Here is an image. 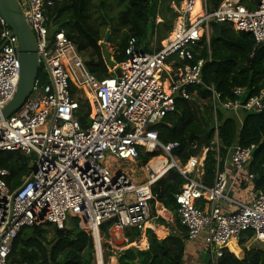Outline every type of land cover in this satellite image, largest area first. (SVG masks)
<instances>
[{
  "label": "built area",
  "instance_id": "obj_1",
  "mask_svg": "<svg viewBox=\"0 0 264 264\" xmlns=\"http://www.w3.org/2000/svg\"><path fill=\"white\" fill-rule=\"evenodd\" d=\"M17 1L36 37L46 80L38 77L24 105L0 119V153L18 151L31 158V172L15 191L7 183L10 172L0 167V264H17L9 257L23 229L47 224L63 229L70 215L92 236L96 251L98 244L102 249L101 229L107 222H114L110 229L119 235L126 229L143 230L153 215V187L173 169L185 181L174 197L179 224L189 240L204 236L212 264L231 239L239 242L247 232L264 243V192L253 191L249 202L232 197L234 181L230 183V175L219 167L213 186L204 185L196 176L201 169L198 154L182 163L174 154L180 145L162 143L155 129L176 112L178 98L191 101L197 94L191 90L203 86V69L211 62V51L208 59H196L199 52L195 49L203 38L210 41L211 26L228 25L250 35L254 50L264 45V0L254 10L241 0H222L216 8L212 3L210 7L209 0H200V14L194 20V0H183L174 6L177 21L159 49L143 52L131 38L126 61L109 68L112 76L102 80L88 71L85 55L64 31L50 32L48 11L66 0ZM0 27L4 44L0 51L1 111L16 92L21 63L18 40L1 17ZM72 88H76L75 96ZM207 90L214 113L221 109L242 122V114L264 110V90L244 100L245 89L237 88L233 92L236 99L226 101L214 86ZM86 91L91 112L90 124L83 128L79 99ZM254 150L255 145L229 150V164L236 176L248 167ZM215 151L219 161V148ZM146 155L152 156L147 162ZM110 157L134 164L143 160L146 181L138 183L106 165ZM160 162L163 165L156 171Z\"/></svg>",
  "mask_w": 264,
  "mask_h": 264
},
{
  "label": "trees",
  "instance_id": "obj_2",
  "mask_svg": "<svg viewBox=\"0 0 264 264\" xmlns=\"http://www.w3.org/2000/svg\"><path fill=\"white\" fill-rule=\"evenodd\" d=\"M96 0H66L57 2L55 7L48 11L50 20V31H64L76 44L79 52L90 57L87 63L88 71L100 80L109 78L112 73L109 68L115 64L126 61V49L131 38L137 41V47L143 52H154L150 49L154 37H158V48L173 29V21L168 22L163 15V23L156 24L158 8L161 0H122L123 10L118 14V22L121 30L126 32L118 37H110L107 43H111L115 51L111 55L105 51L103 44L105 36L100 25L110 24L109 19L104 18L102 23L93 19L92 9ZM100 1V8H105V0ZM182 0H168L180 3ZM216 8L222 0H209ZM242 4L249 10L256 9L259 0H241ZM169 9V7H168ZM176 18L177 14L173 13ZM111 25V24H110ZM213 33L208 42L206 38L198 44L195 50L199 55L196 59H208L209 49L211 51V62H207L203 69V86H197L191 92L193 100L186 101L178 98L176 101V112L159 123L155 129L159 131L160 141L164 144L178 143L180 146L175 151L182 163L186 164L191 156L199 153L203 147L209 148L207 159L204 163V175L202 183L208 187L214 184L218 167L223 170V159L227 157L229 149L239 143L243 148L255 145L253 159L248 166L250 175H257L264 171V110L260 113L247 112L244 116L243 125H240L231 114L218 111V121L221 123L219 137L221 149L219 162L217 152L212 145L214 131L208 129L210 126V115L212 110L202 104V100L210 99L208 87L214 86L221 94L223 100H235L233 92L237 88L245 89L243 99L256 96L264 90V48H255L253 38L241 32L234 31L228 25H213ZM1 29V27H0ZM1 46V42H0ZM194 62H192L193 64ZM39 78L46 80L43 70ZM76 88H72L75 96ZM80 93V92H78ZM79 117L83 128L90 124L91 108L88 101L79 99ZM209 108L211 112L209 111ZM208 117V118H207ZM205 140V143H204ZM195 146L197 148H195ZM151 155L144 156L147 162ZM0 167L10 172L7 183L12 191H15L23 180L31 172V158L24 156L21 152L0 153ZM256 181V180H255ZM185 183L182 176L175 170H171L167 177L158 181L153 187L155 200L164 205L178 220V205L175 195H178ZM254 188L264 192V175L256 181ZM154 203H152L153 216ZM72 228L60 229L47 224L39 227L23 229L13 244L9 257L11 263L28 264H96V249L94 240L88 232L78 226V220H74ZM114 222H107L102 226V233H108ZM159 225L168 226L164 219H158ZM180 228H183L179 224ZM49 230H52V240L48 241ZM125 236L130 241L141 237L139 229H126ZM149 249L138 251L130 248L118 256V264H181L184 252V242L170 235L164 240H159L156 234L147 231ZM253 237L247 232L240 238V245L244 246ZM228 249L223 250V255L218 258L216 264H264V249L246 250L243 259H238L242 250L235 241L228 244ZM99 244L97 245L98 254ZM235 254V255H234ZM107 257L110 254L107 253ZM107 260L105 259V263ZM104 260L100 264H105Z\"/></svg>",
  "mask_w": 264,
  "mask_h": 264
},
{
  "label": "crops",
  "instance_id": "obj_3",
  "mask_svg": "<svg viewBox=\"0 0 264 264\" xmlns=\"http://www.w3.org/2000/svg\"><path fill=\"white\" fill-rule=\"evenodd\" d=\"M182 1L179 4L176 2H173L172 8H173L175 14H176V11L174 9V6L175 7L180 6ZM209 4H210V7L213 8L212 4L211 3H209ZM212 33H213V28L211 26V35H212ZM210 102L211 101L209 99L207 102L208 103L207 107H211ZM218 111L219 110H217L216 113H214L212 111V114L214 115V123L211 125V129L214 131V134H215L214 127L218 124L217 126H219V128H220V125H221V123H219V121H218ZM221 111H223V110H221ZM224 112H226V111H224ZM228 114H230V113H228ZM244 116H245V114H242L240 118L244 119ZM230 117L234 118L240 125H243L244 120H242V122H241L234 115H230ZM214 137H215V135H213L211 143L213 142ZM215 138L217 139V143H216L217 146L215 145L214 150H216V148L217 149L219 148V151H220L221 140H220L219 134H218V137H215ZM204 143H205V140H204ZM237 145H239V143H237L234 146H237ZM206 148L207 147H203V149H206ZM207 155H208V153H205V152L198 153V158H199V161L201 163L200 167L202 170L201 175L199 177L200 180H202V177L204 175V163L207 159ZM229 157L230 156H229V151H228L227 157L225 159H223V169H225L227 171V173L230 175V181H231L230 183H232L234 181L232 183L230 195L232 197L238 199V200L243 201V202H249L251 200V194L253 193V191H257L254 188L256 181H257L256 176H254L253 174L252 175L248 174V172H247L248 167L241 170L238 173V175L236 176L235 170L233 169L231 164H229ZM220 161H221V159L219 158V162ZM251 177H253V179H251ZM155 202H156L155 205H158L157 208L156 207L154 208L155 216L152 215V219L148 222V224L146 225V228L141 230V237L139 239H137L133 242L131 241L132 243H130V239L125 236V232L122 233V235L116 234L117 238L123 239L124 245L122 247H120V246L114 245L113 242H110L113 245V249L111 251V253H113V256L110 258V262H108V264H118V256L130 248L137 249L138 251H147L149 249V241H148V237H147V231H149V230H152L156 234V236L159 240H164L167 237H169L170 235H172L175 238H179L180 240H182L184 242V252L182 255L181 264H212L211 255H210V252L208 250L207 245L205 244L204 236L202 235V236H199L198 238H196L194 240H189L187 237L186 230L184 228H180L179 221L177 220V218H174V215L170 211H168L164 207L163 204H161L157 201H155ZM222 207H223L224 211L229 210V207L225 204H223ZM157 215H159L161 218H163L164 221L167 220L165 222L168 224V226L159 225L158 222L155 223V221H158V219H156ZM173 218L176 221V225L173 224L174 223ZM125 239L128 240L129 244H126V242H124ZM235 241L237 242L238 240L235 239ZM260 244H264V243L256 241L255 239L251 238L250 240L247 241V243L244 246H242L241 250L243 253H245L246 250L264 249V247H258V245H260ZM226 249H228L230 251L229 248L226 247ZM103 260H104V255L102 252L99 254V258L97 256V264H100V261H103Z\"/></svg>",
  "mask_w": 264,
  "mask_h": 264
},
{
  "label": "rangeland",
  "instance_id": "obj_4",
  "mask_svg": "<svg viewBox=\"0 0 264 264\" xmlns=\"http://www.w3.org/2000/svg\"><path fill=\"white\" fill-rule=\"evenodd\" d=\"M105 1H106L105 8L103 10L100 8V1L99 0H96L94 2V7L92 9V16H93V19L98 23V25H100L102 23V20H104V18L109 19L111 25L110 24L100 25L101 30L103 31V35L105 37L108 35V39L111 36L116 38L119 35L126 32L125 30L120 29V25H119L118 18H117L118 14L120 12H122V10H123L124 3L122 0H105ZM172 4H173V2H171V4L169 5L168 0H161L160 6L158 8V16H156V24L163 23V18H164L163 15H165L167 17L166 19L168 22L173 21V27H174V25L177 21V18L173 17L174 10L172 8ZM168 7H169V9H168ZM192 11H193V9H191V15H192ZM171 32L168 34V36H170ZM157 40H158V37L157 36L154 37L153 42L150 45V49L152 51H156L157 49H159ZM162 42H161V45H162ZM102 44L105 45L104 46L105 51H107L111 55L114 53V51H115L114 46L111 43H107V41H105V38H104V40H102ZM86 92L81 93V95H82L81 98L84 101H88L89 97H90L88 94L89 92L88 91H86ZM201 102L204 106L208 105L207 99L202 100ZM211 110H212V108H211ZM211 110L209 108L210 112H211ZM208 115L210 116V123H211L208 129H211V125L214 123V115L213 114L212 115L208 114ZM203 150L204 149L201 148V151L199 150V153L204 152ZM106 165H108L109 167H112V168H116L117 172L120 170V171L126 173L129 177L133 178L138 183L146 181V178H147L146 165L143 163V160L138 161L136 164H134L133 162L128 161V160L121 161V160H117L116 158L110 157L107 159ZM201 172H202V170L199 169V172L196 174V176L200 177ZM193 177H195V176H193ZM155 204H156V202L154 203V206H155ZM158 217L160 219H163L160 216H158ZM71 218H72V216L70 215L69 219L65 223L66 226L64 228H72L75 225V221L71 220ZM159 218H156V219H159ZM174 218H173V221H174L173 224L176 225V221ZM165 221H167V220H165ZM157 222L158 221H155V223H157ZM52 235H53L52 230H49V233L47 235L49 242L52 240ZM110 242H113L114 245H117L120 247H122L124 245L123 239L117 238L116 233H114L111 229L108 230V233H104L103 239H102V249L99 246L97 255L99 258V254L103 252L104 260L105 259L107 260L106 261L107 263H105V261H104L105 264H108V262H110V258L113 256V253H111V251L113 249V245ZM130 243H132V242L130 241ZM236 243H237V246L239 248H242V246L240 245V241L236 242ZM126 244H129V242L128 243L126 242ZM94 246H96L95 243H94ZM258 247H264V244H260V245H258ZM107 253L110 254V257H107ZM235 256L238 257L237 255H235ZM244 256H245V253L241 252L238 259L239 258L243 259ZM95 262H96V260H95ZM96 264H97V262H96Z\"/></svg>",
  "mask_w": 264,
  "mask_h": 264
},
{
  "label": "water",
  "instance_id": "obj_5",
  "mask_svg": "<svg viewBox=\"0 0 264 264\" xmlns=\"http://www.w3.org/2000/svg\"><path fill=\"white\" fill-rule=\"evenodd\" d=\"M0 17L12 30V34L18 40L19 59L21 63L20 79L16 92L11 101L0 111V119L8 118L17 112L30 97L35 82L41 71L38 57V46L36 37L30 28L17 0H0ZM221 29V25H218ZM108 41V35L105 37ZM4 44L0 46V51ZM264 48V45L261 47ZM85 63L91 61L90 57L84 58ZM117 77L121 72H116ZM36 171L34 170V173ZM264 175L261 170L256 180H260ZM97 258V255H96Z\"/></svg>",
  "mask_w": 264,
  "mask_h": 264
},
{
  "label": "bare ground",
  "instance_id": "obj_6",
  "mask_svg": "<svg viewBox=\"0 0 264 264\" xmlns=\"http://www.w3.org/2000/svg\"><path fill=\"white\" fill-rule=\"evenodd\" d=\"M193 11H192V15H191V19L194 20L196 17H198V15L200 14V0H194V5L192 7ZM202 159V158H201ZM163 165V162H160L159 164H156L155 165V169L156 171H159L161 166ZM235 241V239H231L228 244L231 242V241ZM236 242V241H235ZM228 244L226 247H228ZM237 245V243H236ZM98 256V255H97ZM97 261V259H96Z\"/></svg>",
  "mask_w": 264,
  "mask_h": 264
},
{
  "label": "clouds",
  "instance_id": "obj_7",
  "mask_svg": "<svg viewBox=\"0 0 264 264\" xmlns=\"http://www.w3.org/2000/svg\"><path fill=\"white\" fill-rule=\"evenodd\" d=\"M101 42H102V41H101ZM262 46H263V45H262ZM262 46H261V47H262ZM85 57H86V56H85ZM85 57H84V58H85ZM86 64H87V63H86ZM96 255H97V251H96ZM96 259H97V258H96ZM96 262H97V261H96Z\"/></svg>",
  "mask_w": 264,
  "mask_h": 264
}]
</instances>
